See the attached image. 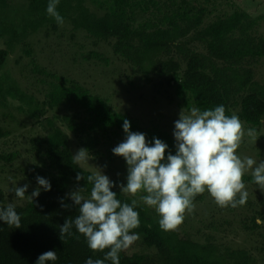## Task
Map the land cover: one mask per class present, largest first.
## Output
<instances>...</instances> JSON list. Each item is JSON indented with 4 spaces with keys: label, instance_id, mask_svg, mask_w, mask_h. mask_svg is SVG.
<instances>
[{
    "label": "trees",
    "instance_id": "1",
    "mask_svg": "<svg viewBox=\"0 0 264 264\" xmlns=\"http://www.w3.org/2000/svg\"><path fill=\"white\" fill-rule=\"evenodd\" d=\"M15 1L0 0V43L3 45L0 48V107L6 109L1 117L6 122H17L8 111L9 100H17L21 104L17 110H25L32 125L43 126L46 134L33 138L31 144L34 155L46 167L42 177L50 182L51 190L42 189L33 203L27 199L19 205L0 189V207L12 203L21 216L20 228H10L0 221V264H36L39 255L50 250L56 252L57 260L48 264H85L90 257L103 256L88 248L84 236L75 227L72 236L60 239L59 226L66 218L78 214L75 206L65 209L60 200L76 187L88 186L89 192L85 195H89L91 185H87L86 177L92 173L73 163L69 136L62 130L64 125L79 146L95 159L99 157L98 147L103 140L110 142L118 136L125 139V119L130 122V131L144 133L149 143L153 137L158 138L168 145V152L173 155L176 152L175 139L167 131L143 128L128 111H117L100 95L39 65L32 38L41 32L46 37L53 33L61 38L68 29L71 39L83 33L94 44H107L115 57L141 76V81L150 83L153 77L162 78L178 96L187 98L186 105L201 110L223 105L226 115L238 116L248 128L255 127L257 131L262 128L264 83L256 80L255 68L264 61V38L253 34L256 20L242 10L210 19L219 5L231 0H60L57 11L64 18L62 25L47 14L48 0ZM18 50H22V56L31 58L34 65L31 74L48 86L41 102L27 88L21 89L12 75L3 73L9 57ZM92 56L103 60L94 52ZM67 104L79 106L82 112L62 118L48 115ZM56 119L63 125H58ZM10 134L11 129L0 127V138ZM16 155L0 156L3 171ZM78 173L85 179L77 182ZM243 181L255 184L252 175L244 176ZM115 183L121 184V181L117 179ZM112 191L122 202L131 203L133 197L121 194L118 187ZM202 199V195L195 198ZM64 202L72 205L70 199ZM135 210L139 213L140 226L133 231L140 238L120 254V264L256 262L247 249L227 248L225 254H217L218 247L211 241L213 236L200 242L182 237L176 230H161L154 209L142 203ZM258 218L264 221V216L257 211V215L243 221L242 228L252 236L262 226L257 223ZM263 250L264 247L260 249Z\"/></svg>",
    "mask_w": 264,
    "mask_h": 264
},
{
    "label": "rangeland",
    "instance_id": "2",
    "mask_svg": "<svg viewBox=\"0 0 264 264\" xmlns=\"http://www.w3.org/2000/svg\"><path fill=\"white\" fill-rule=\"evenodd\" d=\"M239 10L248 12L251 18L256 20L253 34L264 38V0H231L229 3L219 5L210 19L222 13L232 14ZM44 33L41 32L32 38L35 43L33 48L36 61L39 65L58 76L76 81L95 95H100L117 111H128L143 128L167 131L174 138V122L179 119L182 109L187 111L193 107L186 105V97L178 96L176 90L160 77H153L150 83L141 81V76L115 57L107 44H94L92 39L83 33L76 34L75 39H71L68 29L64 31V36L61 38L53 33L46 37ZM1 47L3 45L0 43ZM92 52L101 55L103 60L90 57ZM20 56H22V50L11 55L3 73L12 75L21 85V89L27 88L29 94H33L41 102L45 99L48 86L39 82L37 76L31 74L34 68L31 58L23 55L22 59H19ZM255 75L257 81L264 83V61L256 65ZM9 101L11 106L8 111L14 114L17 122L7 121L10 125L4 121L1 115L6 112V109L0 107V127L11 129L9 136L0 138V156L12 153H18V155L5 167V171L1 169L4 162L0 160V189L13 203L21 205L29 199L27 195L30 196L38 187L36 177H42L46 173V167H42L39 157L34 155L35 151L32 150L31 144L33 138L40 134L44 135L46 132L43 126L32 125L25 110H17L21 105L17 100ZM79 111L82 112L79 106L67 104L49 112L48 115L62 118ZM56 122L58 125H63L57 119ZM242 124L245 136L237 154L241 158L249 156L257 163L264 161V120L262 128L257 131L255 141L247 136L248 127L243 122ZM62 130L69 136L70 148L74 155L81 147L65 125ZM122 141L123 138L119 136L112 137L110 142L103 140L98 147L99 157L95 159L94 155H90L89 164L81 167L92 172L98 168L114 183L119 179L126 185L128 174L126 161L114 155L112 151ZM102 155L104 156L101 157ZM98 158L99 162H97ZM246 175H251V171L246 172L244 176ZM244 183L245 190L249 193L245 205L235 209L221 208L206 191L202 194V200H194L195 210L185 214L183 223L176 231L182 237L200 242L213 236L211 241L218 247L217 254L219 252L225 254L227 248L247 249L250 250L251 257L256 259V262L253 261L252 264H264V250L260 251L264 247V221L258 218L262 221L260 223L262 226L253 236L251 232L242 228L243 221L257 215V211L264 216V191L253 183ZM25 184L29 185L28 192L25 199L20 200L15 197L13 189Z\"/></svg>",
    "mask_w": 264,
    "mask_h": 264
},
{
    "label": "clouds",
    "instance_id": "3",
    "mask_svg": "<svg viewBox=\"0 0 264 264\" xmlns=\"http://www.w3.org/2000/svg\"><path fill=\"white\" fill-rule=\"evenodd\" d=\"M60 0H48L47 14L62 25L64 18L57 11ZM125 139L112 149L113 154L122 157L127 164V182L117 185L102 171H95L86 177L88 186L76 187L64 199L63 208L75 206L78 214L65 219L59 226L60 239L72 236V229L84 236L88 248L93 253H102V258H88L85 264H120V254L128 250L140 237L134 232L139 228V213L135 209L142 203L154 209L161 230H176L184 221L185 214L195 210L194 200L206 191L221 208L233 209L247 203L249 193L243 177L251 171L253 182L264 191V161L257 163L249 156L241 158L237 154L245 136V129L236 115H226L223 105L201 110L191 107L182 109L179 119L174 122L175 155L168 152V145L153 137L151 143L141 132L130 131V122L124 120ZM253 141L258 135L255 127L246 132ZM166 152L168 153L166 155ZM87 149H79L72 156L78 166L89 164ZM76 181L85 179L78 173ZM38 187L27 197L33 203L41 189L51 190L50 182L36 177ZM120 193L133 197L131 203L118 199L114 187ZM29 185L13 189L16 198L23 200ZM143 193V194H141ZM141 194V195H138ZM0 221L10 228L21 227V216L15 205L0 207ZM257 223H262L257 219ZM55 251L39 255L36 264L56 261Z\"/></svg>",
    "mask_w": 264,
    "mask_h": 264
}]
</instances>
